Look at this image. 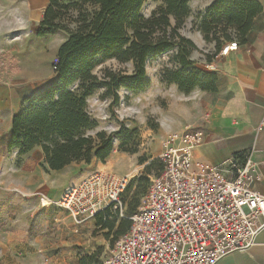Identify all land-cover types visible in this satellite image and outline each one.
<instances>
[{"label":"trees","instance_id":"trees-1","mask_svg":"<svg viewBox=\"0 0 264 264\" xmlns=\"http://www.w3.org/2000/svg\"><path fill=\"white\" fill-rule=\"evenodd\" d=\"M46 2L36 36L46 38L61 32L67 38L57 52L53 82L23 99L13 116L5 144L7 152L16 151L18 157H24L38 148L43 164L51 172L72 164L90 165L94 161L105 164L113 152L112 138L103 132L90 134L96 130L97 123L87 111L89 98L102 92L114 107L119 105L118 92L122 89L145 92L150 86L147 65L164 54L171 53L170 61L177 68L161 72V83L176 86L184 95L195 89L215 92V76L193 68L190 57L197 48L181 35L191 15L188 0ZM148 2L160 4L145 16L142 9ZM262 11L256 0H213L203 13L197 14L192 30L199 32L207 44H213L217 53L232 41L245 44ZM108 62L115 63L117 68L103 67L97 71ZM131 136L122 140V146L131 142ZM125 152L133 154L135 150ZM161 170L160 161L156 175ZM125 209L127 216L136 211L128 213L126 204ZM95 220L109 231L119 222V237L130 227L127 220H120L108 211ZM96 256L89 257L88 264Z\"/></svg>","mask_w":264,"mask_h":264},{"label":"rangeland","instance_id":"rangeland-1","mask_svg":"<svg viewBox=\"0 0 264 264\" xmlns=\"http://www.w3.org/2000/svg\"><path fill=\"white\" fill-rule=\"evenodd\" d=\"M46 5V0H0V87L12 89L20 98L53 82L57 52L67 38L61 32L46 38L36 36ZM148 11L149 6L143 10L144 14ZM170 60L171 53L151 60L146 69L149 88L143 93L120 90L118 106H111L112 100L105 99L102 92L87 102L89 116L97 123L90 134L111 136L110 163L116 172L133 176L122 196L128 213L138 207L160 170L161 141L176 132L162 128L174 124L168 112L171 88L160 80L161 72L177 68ZM103 67L116 69L117 65L108 62L97 71ZM187 102L190 105L191 100ZM119 132L122 134L117 136ZM128 135H132L131 142L122 146ZM57 202L0 181V264H88L86 260L93 254L97 256L91 263L101 264L120 240V223L112 231L97 225L95 219L75 225Z\"/></svg>","mask_w":264,"mask_h":264},{"label":"built area","instance_id":"built-area-1","mask_svg":"<svg viewBox=\"0 0 264 264\" xmlns=\"http://www.w3.org/2000/svg\"><path fill=\"white\" fill-rule=\"evenodd\" d=\"M237 47L224 44L213 60ZM205 68L216 70L214 64ZM203 138L201 128L187 127L161 141L162 170L131 216L122 196L133 176L96 172L63 190L56 204L75 225L105 211L130 223L101 264H218L255 244L264 230V196L253 188L258 177L251 161L229 179L219 167L194 159Z\"/></svg>","mask_w":264,"mask_h":264},{"label":"crops","instance_id":"crops-1","mask_svg":"<svg viewBox=\"0 0 264 264\" xmlns=\"http://www.w3.org/2000/svg\"><path fill=\"white\" fill-rule=\"evenodd\" d=\"M256 1L263 11L255 19L246 43L215 61L214 45L207 44L199 32L192 30L197 14L203 13L213 0H188L191 15L181 35L197 48L190 57L194 69L205 72L207 64L216 66L215 71H208L215 76V92L195 89L184 95L176 86H169L173 97L169 99L168 112L174 124L166 123L162 128L167 132L176 131L173 133L187 127L201 128L204 138L194 151V159L219 167L229 179L250 159L251 170L258 177L253 188L264 196V127L259 130L264 123V0ZM159 4L148 2L142 13L149 6L148 13L144 14L149 16ZM29 95L20 98L12 89L0 87V181L5 186L19 187L55 203L65 188L79 184L96 172L115 177L130 175L114 170L110 163L113 152L105 164L96 161L90 165L72 164L58 172L48 170L38 148L24 157H18L16 151L7 152L5 144L10 136L11 120ZM218 264H264V230L250 249L232 253Z\"/></svg>","mask_w":264,"mask_h":264},{"label":"bare ground","instance_id":"bare-ground-1","mask_svg":"<svg viewBox=\"0 0 264 264\" xmlns=\"http://www.w3.org/2000/svg\"><path fill=\"white\" fill-rule=\"evenodd\" d=\"M44 205H48V203L46 201H44Z\"/></svg>","mask_w":264,"mask_h":264}]
</instances>
